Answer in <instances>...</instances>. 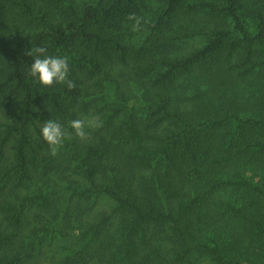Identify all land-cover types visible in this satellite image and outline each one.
I'll list each match as a JSON object with an SVG mask.
<instances>
[{
    "label": "trees",
    "instance_id": "obj_1",
    "mask_svg": "<svg viewBox=\"0 0 264 264\" xmlns=\"http://www.w3.org/2000/svg\"><path fill=\"white\" fill-rule=\"evenodd\" d=\"M35 47L74 89L29 75ZM0 109V264L73 219L62 264H264V0H0ZM48 119L72 136L56 155Z\"/></svg>",
    "mask_w": 264,
    "mask_h": 264
},
{
    "label": "clouds",
    "instance_id": "obj_2",
    "mask_svg": "<svg viewBox=\"0 0 264 264\" xmlns=\"http://www.w3.org/2000/svg\"><path fill=\"white\" fill-rule=\"evenodd\" d=\"M128 20L134 21L132 24L133 31H139L141 27V17L134 13L128 15ZM28 56H34L30 64L29 75L34 77L44 86L51 87L54 84L66 85L69 90L76 87L75 82L69 79V63L66 56H52L47 54L44 47L31 48L27 52ZM69 126L74 130L75 135L81 139L86 138L87 128L100 127L95 117L74 119L69 122ZM42 138L48 143L51 155H56L62 147L64 140L71 139V133L56 120L48 119L40 129Z\"/></svg>",
    "mask_w": 264,
    "mask_h": 264
},
{
    "label": "rangeland",
    "instance_id": "obj_3",
    "mask_svg": "<svg viewBox=\"0 0 264 264\" xmlns=\"http://www.w3.org/2000/svg\"><path fill=\"white\" fill-rule=\"evenodd\" d=\"M154 5V4H152ZM203 10H208L211 11L209 9L204 8ZM202 15H206L205 12H201ZM27 23L30 24H35L32 21L29 22V20L27 19ZM130 24L132 26L133 22L130 21ZM207 41V33H205L204 31H202L200 28H196L194 29V33L193 36L186 39L182 44L187 47V48H192L194 46H200L202 44H204ZM94 107V105H92V108ZM1 110V109H0ZM109 113L110 111L107 113V118L109 117ZM2 113L0 111V117H2ZM95 117L97 122L101 124H103L105 121L100 120V114H96L91 116ZM117 120H122V118H117ZM43 126V125H42ZM30 132L31 134L35 135L37 133V126H34L33 124L30 125ZM100 130V127H96V128H91L90 131H88V133L91 132L95 133L97 131ZM93 136V134H92ZM11 154V151H9ZM10 163V160L8 161L7 164ZM77 204H79V202H76V204H73V206H76ZM112 207V203L107 200V199H103L100 198L99 199V203L98 205H96V212L98 213L99 210H101L102 208H110ZM96 213V214H97ZM62 221L61 223L63 224V222L66 220V216L61 214ZM72 225L68 226V227H64L63 231H56V233L54 232V229L51 230L50 227H48V230L46 229V225H43L42 222L37 223V224H33V225H29L27 226L26 230L28 231L29 228H33L36 232H37V236H45L46 239L45 241L40 245H37L36 251H35V256H34V262L33 264H62L61 260L64 259V253H66V249L64 248L65 243L67 241V239L71 238V237H75V232L78 230L76 229V226L78 224V221L74 220L71 222ZM51 230V231H50ZM55 233L54 236H51ZM33 237H35L36 235H32ZM40 248V249H39ZM200 264H215L213 262H211L208 259H203ZM257 264H263V263H258Z\"/></svg>",
    "mask_w": 264,
    "mask_h": 264
}]
</instances>
